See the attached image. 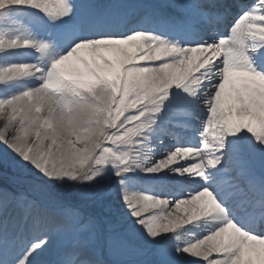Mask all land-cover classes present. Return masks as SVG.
<instances>
[{"label":"snow or ice","instance_id":"obj_1","mask_svg":"<svg viewBox=\"0 0 264 264\" xmlns=\"http://www.w3.org/2000/svg\"><path fill=\"white\" fill-rule=\"evenodd\" d=\"M0 119V264H264V0H0Z\"/></svg>","mask_w":264,"mask_h":264},{"label":"bare ground","instance_id":"obj_2","mask_svg":"<svg viewBox=\"0 0 264 264\" xmlns=\"http://www.w3.org/2000/svg\"><path fill=\"white\" fill-rule=\"evenodd\" d=\"M6 115V114H5ZM5 122H6V120L5 119H0V127H4V125H5ZM9 134H11V133H9Z\"/></svg>","mask_w":264,"mask_h":264},{"label":"rangeland","instance_id":"obj_3","mask_svg":"<svg viewBox=\"0 0 264 264\" xmlns=\"http://www.w3.org/2000/svg\"><path fill=\"white\" fill-rule=\"evenodd\" d=\"M0 130H3V128H2V127H0Z\"/></svg>","mask_w":264,"mask_h":264}]
</instances>
